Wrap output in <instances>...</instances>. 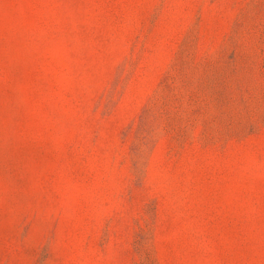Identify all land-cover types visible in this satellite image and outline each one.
Instances as JSON below:
<instances>
[{
    "label": "rangeland",
    "instance_id": "1",
    "mask_svg": "<svg viewBox=\"0 0 264 264\" xmlns=\"http://www.w3.org/2000/svg\"><path fill=\"white\" fill-rule=\"evenodd\" d=\"M0 264H264V0H0Z\"/></svg>",
    "mask_w": 264,
    "mask_h": 264
}]
</instances>
